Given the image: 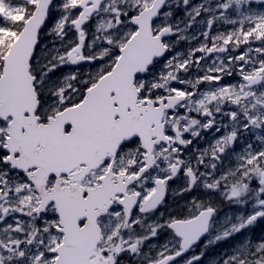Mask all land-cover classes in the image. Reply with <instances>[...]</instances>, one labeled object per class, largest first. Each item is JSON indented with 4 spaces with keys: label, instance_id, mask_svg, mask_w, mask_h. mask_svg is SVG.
Returning <instances> with one entry per match:
<instances>
[{
    "label": "snow or ice",
    "instance_id": "1",
    "mask_svg": "<svg viewBox=\"0 0 264 264\" xmlns=\"http://www.w3.org/2000/svg\"><path fill=\"white\" fill-rule=\"evenodd\" d=\"M258 226L264 0H0V264H264Z\"/></svg>",
    "mask_w": 264,
    "mask_h": 264
},
{
    "label": "rangeland",
    "instance_id": "2",
    "mask_svg": "<svg viewBox=\"0 0 264 264\" xmlns=\"http://www.w3.org/2000/svg\"><path fill=\"white\" fill-rule=\"evenodd\" d=\"M231 79H234V78H231Z\"/></svg>",
    "mask_w": 264,
    "mask_h": 264
}]
</instances>
